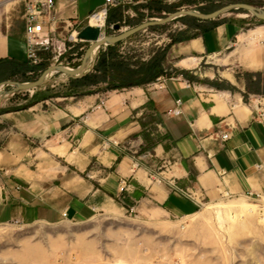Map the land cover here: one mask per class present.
<instances>
[{
    "label": "crops",
    "instance_id": "0c3cea01",
    "mask_svg": "<svg viewBox=\"0 0 264 264\" xmlns=\"http://www.w3.org/2000/svg\"><path fill=\"white\" fill-rule=\"evenodd\" d=\"M192 1L199 5L194 9L203 13H209L207 6L224 3ZM260 1L259 6H264ZM17 2L21 3L11 7ZM184 2L123 0L110 7L105 32L113 34L109 29L120 15H133L125 31L158 19L148 10L156 3ZM105 4L106 0H56L57 33L67 39L72 27L81 31ZM24 5L25 0L0 4V69L28 64ZM239 16L243 14L230 11L208 21L196 19V27L186 36L163 40L164 65L175 64L195 70L194 74L207 58L229 51L235 74L226 77L239 92L214 90L179 73L167 78L164 88L149 82L113 89L107 80L92 85L91 93L71 92L60 101L44 97L11 111L1 110L12 100L5 96L16 93L1 95L0 119L9 120L16 131L0 147V224L88 221L113 216L128 206L155 218L184 217L195 213L204 200L243 199L250 192L264 196V96L246 99L248 83L239 74L264 75V38L250 41L240 36ZM134 42L127 39L100 47L85 75L97 73L99 58L103 53L109 56L110 48L129 61L137 57L142 63L153 57L149 51L134 57L130 53ZM90 45L82 40L69 43L70 52L74 50L71 56ZM177 107L180 115L171 112ZM38 140H46L51 157L35 145ZM153 174L164 182L154 180ZM122 179L129 184L124 194ZM170 180L192 197L175 191Z\"/></svg>",
    "mask_w": 264,
    "mask_h": 264
},
{
    "label": "rangeland",
    "instance_id": "374dc122",
    "mask_svg": "<svg viewBox=\"0 0 264 264\" xmlns=\"http://www.w3.org/2000/svg\"><path fill=\"white\" fill-rule=\"evenodd\" d=\"M2 1L4 0H0V4ZM209 1L213 3L212 0ZM240 2L256 6L261 4L260 0H224V3L207 6L206 11L212 12L225 5ZM18 3L21 2L11 7L18 6ZM197 5L192 0L171 6L156 3L148 10L153 18H163L180 9L199 7ZM201 10H205L204 7ZM232 13L243 14L239 16L242 24L240 36L243 35L250 41L264 38V27L260 26L264 25L263 20L242 9L233 10ZM132 16L128 13L120 15L118 23L121 24L122 31L131 25ZM138 16L142 18L141 15ZM196 23L195 19L182 16L164 25L143 30L128 38L135 41L131 46L134 50L130 53L135 57L139 53L154 52L147 63L153 58H163L166 55L163 40H176L186 36L191 28L196 27ZM109 30L113 34L120 33L114 29ZM89 47L85 46L80 53L70 56L65 62L69 61L70 67H78ZM228 53L226 51L207 58L196 70L197 74H194L195 70H184L175 64L164 65V61L159 67L155 66L153 72L166 78L178 77L181 73L196 84L209 86L214 90L239 92V88L226 77L227 73L235 74L233 65L230 64L231 59L227 58ZM135 58L137 60H130L129 63L131 69L140 73H135L130 78L142 81L149 75L147 66H142L139 58ZM50 66L52 65L32 67L29 64H12L8 69H0V82L34 81ZM239 74L251 86L250 92L245 93L246 99L252 95L264 96L263 74L248 71H240ZM102 78L103 75H98L95 80ZM76 84L81 85L77 87ZM1 89L9 91L13 87L3 86ZM92 89V82H74L64 74L55 73L42 86L5 96V99L12 100L6 101L3 104L5 108L0 110L23 108L44 97L60 101L59 98L65 94L75 91L87 94L93 92ZM15 131L9 120L0 119V147L5 145ZM36 144L46 151V158L51 157L46 140H38ZM33 156L29 155V159ZM0 264H264V196L243 199L229 197L212 203L204 200L195 213L184 217L161 215L155 218L136 209L131 211L127 207V210L113 216L99 215L88 221L63 219L58 223L0 224Z\"/></svg>",
    "mask_w": 264,
    "mask_h": 264
},
{
    "label": "built area",
    "instance_id": "2783aa9c",
    "mask_svg": "<svg viewBox=\"0 0 264 264\" xmlns=\"http://www.w3.org/2000/svg\"><path fill=\"white\" fill-rule=\"evenodd\" d=\"M123 3V0H106V4L101 7L98 11L93 13L89 17V25L92 24V19H100L102 15H105L104 22L102 23L101 29L103 32L107 28V15L110 7L118 6ZM56 0H25V41L27 45V60L28 64L32 67H46L49 65H65L70 67V62H65L71 56V47L69 43H76L78 39V31L73 29L67 36V39H63L57 33L55 28L56 22ZM264 9V6H259ZM95 26V25H93ZM106 33V32H105ZM167 78L164 75H160L156 78L152 84L156 88H164ZM187 85L190 86V82L187 81ZM175 115H180L181 110L179 107L173 109ZM223 138H228V135H224ZM152 178L158 182H164V178L160 175L153 174ZM121 193L128 191V181L126 179L121 180ZM171 186L175 191L180 194H184L187 197H192L189 191L182 189L176 181L170 180ZM246 198H259L261 195L248 193ZM128 209L135 211V206H128ZM66 216V213L64 214ZM15 223H20L16 221Z\"/></svg>",
    "mask_w": 264,
    "mask_h": 264
},
{
    "label": "water",
    "instance_id": "95a60500",
    "mask_svg": "<svg viewBox=\"0 0 264 264\" xmlns=\"http://www.w3.org/2000/svg\"><path fill=\"white\" fill-rule=\"evenodd\" d=\"M237 9L246 10L251 14H253L256 18L264 21L263 8L253 4L240 2V3H232L225 5L209 13H203L195 9H180L170 13L166 17L144 21L125 31H122L121 24L116 23L113 25L112 28L114 29L115 32H120L118 34H107L103 32L101 27L99 26L87 25L81 31H79L78 39L82 41L91 42V45L85 52L82 59V63L78 67L74 68L65 65H52L46 68L43 71V73L40 75V77L34 81L21 82V81L6 80L0 82V88H2L3 86L13 87V89L9 91L6 90L0 91V96L3 94L13 93L20 90H31L33 88L42 86L47 82L48 76L53 72L64 74L69 78L83 77L88 72L89 68L92 67V62L94 61L93 54L96 52V50H98L103 45H115L119 42L127 40L128 38L148 28L164 25L182 16H190L200 21H208L215 19L223 15L224 13Z\"/></svg>",
    "mask_w": 264,
    "mask_h": 264
},
{
    "label": "trees",
    "instance_id": "16d2710c",
    "mask_svg": "<svg viewBox=\"0 0 264 264\" xmlns=\"http://www.w3.org/2000/svg\"><path fill=\"white\" fill-rule=\"evenodd\" d=\"M190 19H195L193 17H189ZM196 20V19H195ZM120 43V42H119ZM118 44V43H117ZM165 56L160 59L153 58L150 62H142L140 63L142 66H147V71L149 73L148 77L142 81L140 80H132L131 75L135 73H140V71H134L131 69L130 61L119 57V54L116 53L115 50L110 48L109 56H105L103 53L99 58L95 69L97 73H89L80 78H71L74 82L82 81L83 84L92 82V85L98 84L102 81L109 80V88L117 89V88H126L131 86L143 85L155 80L159 75L153 72V68L159 67L164 61ZM151 63V64H150ZM98 75H103L104 78L100 80H95V77ZM113 83V84H112ZM81 84H76L78 87ZM249 92L251 89L250 84L248 85Z\"/></svg>",
    "mask_w": 264,
    "mask_h": 264
},
{
    "label": "bare ground",
    "instance_id": "6f19581e",
    "mask_svg": "<svg viewBox=\"0 0 264 264\" xmlns=\"http://www.w3.org/2000/svg\"><path fill=\"white\" fill-rule=\"evenodd\" d=\"M104 18H105V15H102V17H101L100 19L94 17V18L92 19V24L95 25V26H101L102 23L104 22ZM257 33H258V32H257ZM252 35H253V37H254L255 33L252 34ZM54 74H55V72H53L52 74H50V75L48 76V79H49L50 77H52ZM0 91H2L1 88H0ZM244 198H246V197H244Z\"/></svg>",
    "mask_w": 264,
    "mask_h": 264
}]
</instances>
